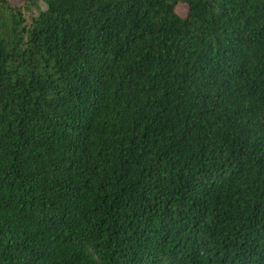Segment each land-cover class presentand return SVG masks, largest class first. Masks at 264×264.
<instances>
[{
    "label": "trees",
    "instance_id": "obj_1",
    "mask_svg": "<svg viewBox=\"0 0 264 264\" xmlns=\"http://www.w3.org/2000/svg\"><path fill=\"white\" fill-rule=\"evenodd\" d=\"M0 264H264V0H0Z\"/></svg>",
    "mask_w": 264,
    "mask_h": 264
},
{
    "label": "rangeland",
    "instance_id": "obj_2",
    "mask_svg": "<svg viewBox=\"0 0 264 264\" xmlns=\"http://www.w3.org/2000/svg\"><path fill=\"white\" fill-rule=\"evenodd\" d=\"M10 1H12V2H17V1H19V0H10ZM41 5H42V2H41ZM42 6H43V5H42ZM177 11H178L180 14H183L184 11H185V7H184V6H180V7L177 9Z\"/></svg>",
    "mask_w": 264,
    "mask_h": 264
}]
</instances>
